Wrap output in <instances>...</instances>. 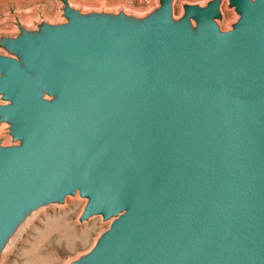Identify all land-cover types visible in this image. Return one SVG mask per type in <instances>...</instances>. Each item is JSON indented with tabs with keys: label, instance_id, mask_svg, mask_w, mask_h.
<instances>
[{
	"label": "water",
	"instance_id": "1",
	"mask_svg": "<svg viewBox=\"0 0 264 264\" xmlns=\"http://www.w3.org/2000/svg\"><path fill=\"white\" fill-rule=\"evenodd\" d=\"M174 1L0 35V263L79 194L111 224L70 264H264V0Z\"/></svg>",
	"mask_w": 264,
	"mask_h": 264
},
{
	"label": "rangeland",
	"instance_id": "2",
	"mask_svg": "<svg viewBox=\"0 0 264 264\" xmlns=\"http://www.w3.org/2000/svg\"><path fill=\"white\" fill-rule=\"evenodd\" d=\"M69 1L85 10H115L123 6L132 11H144L139 0ZM207 1L175 0L174 15L178 17L183 13L185 3L204 4ZM62 6V0H0V35H15L20 23L33 28L42 19L64 21ZM222 10L223 18L219 23L223 30H228L238 14L229 6V0H223ZM6 133V124H0V136H4L5 144H9L12 141ZM86 202L87 198L77 194L68 196L64 204L42 207L8 248L0 264H70L73 259L89 251L99 235L109 228L111 220L95 215L80 221L79 216Z\"/></svg>",
	"mask_w": 264,
	"mask_h": 264
},
{
	"label": "built area",
	"instance_id": "3",
	"mask_svg": "<svg viewBox=\"0 0 264 264\" xmlns=\"http://www.w3.org/2000/svg\"><path fill=\"white\" fill-rule=\"evenodd\" d=\"M156 4V0H139L140 7L145 11Z\"/></svg>",
	"mask_w": 264,
	"mask_h": 264
},
{
	"label": "bare ground",
	"instance_id": "4",
	"mask_svg": "<svg viewBox=\"0 0 264 264\" xmlns=\"http://www.w3.org/2000/svg\"><path fill=\"white\" fill-rule=\"evenodd\" d=\"M31 219L32 218H30L28 221H27V223L29 224V222L31 221ZM25 224L24 226H22L21 228H20V230L18 231V233L16 234V236L12 239V244L17 240V238L21 235V233H22V231H23V229H24V227L26 226V225H28V224ZM26 228V227H25ZM13 247V246H12ZM12 249V248H11ZM10 251V250H9Z\"/></svg>",
	"mask_w": 264,
	"mask_h": 264
}]
</instances>
